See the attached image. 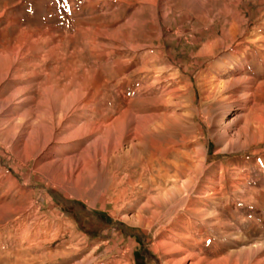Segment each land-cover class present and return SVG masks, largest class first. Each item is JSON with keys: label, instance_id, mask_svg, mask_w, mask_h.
<instances>
[{"label": "rangeland", "instance_id": "rangeland-1", "mask_svg": "<svg viewBox=\"0 0 264 264\" xmlns=\"http://www.w3.org/2000/svg\"><path fill=\"white\" fill-rule=\"evenodd\" d=\"M230 80L223 98L206 99L209 86ZM164 93L183 105L184 121L149 132L117 162L133 180L147 162L141 181L148 178L154 200L144 208V198L126 192L114 206L109 167L94 162L105 139L92 144L88 123L127 110L117 135L124 120L163 115ZM242 94L264 103V0H0V264H264V120L260 133L244 127L235 142L217 141L213 130L242 114ZM191 97L217 125L203 118L195 138L185 121ZM66 119L85 126L53 138ZM27 121L33 130L19 146L18 125ZM39 132L52 161L89 146V188L25 159ZM163 143L174 162L205 153L204 169L193 168L196 193L185 186L158 201L174 181L163 178ZM188 197L197 203L187 206Z\"/></svg>", "mask_w": 264, "mask_h": 264}, {"label": "bare ground", "instance_id": "bare-ground-1", "mask_svg": "<svg viewBox=\"0 0 264 264\" xmlns=\"http://www.w3.org/2000/svg\"><path fill=\"white\" fill-rule=\"evenodd\" d=\"M238 79H240V78H238ZM234 82L236 84L239 81L234 80ZM232 83H233V81L230 80L228 82V85H227V83L222 82L220 85L218 84V85H215L214 87L209 86V90L205 91L206 99L209 100V98L214 97V94H217L219 96V98H220V96L221 97L224 96V93H225L224 91L227 90L228 88H230V85L234 84V83L233 84ZM210 84H212V83H209V85ZM213 85H214V83H213ZM204 86H206V85H204ZM218 86H220V87H218ZM234 89H237V88H234ZM247 89H249V88H247ZM167 90H166V93H167ZM237 90H238V92H240V89H237ZM166 93L163 94V101L162 102L164 104H168V102H169L170 105L164 106L163 115L155 114L156 116H152V117H149L150 116L149 115L148 118H144L143 122L131 123L132 121L130 122V120H124V123H123L124 126L122 128V132L119 131L120 133L118 132L119 134H117V135L115 134L116 133L115 127H116V125L118 126V124L121 121H123L125 116H127V110H121L117 116H114L113 114H109V115L104 114L103 117L100 118V120L95 121L93 123H88L89 129L85 133L90 138H92V139L94 138L91 142L92 144L98 142L101 139V137H102V139H105L104 145L101 146L96 151L95 158H94L95 160L94 159L93 160L99 168H102L103 166L109 167V171L111 174V176H110L111 187L109 188L110 190L108 191V200L110 202H112L114 206H116L117 203L121 200L124 203L126 192H129L133 197L135 196L134 197L135 201H138V200H141L142 198H144L145 200L143 202V205L141 204L144 208L145 207L148 208L150 201L152 199L154 200L153 196L150 195L149 190H148L147 185H146L148 178L146 179L147 180L146 183H142L144 181H141L144 178L145 170L148 169L147 162H143L142 168H141L142 170H141L137 180H133V178L129 175L130 174L128 171L129 166H126V167L122 166V168L123 167H125V168H123L122 171H120L118 169V163L117 162L119 160H121L122 158H124V159L128 158L129 154L131 153L132 150L135 149L136 146H142L144 144V136H147L149 134V132L158 131V130H161V128L164 129L167 126V124H169V123L175 125V124L180 123L181 121H184L182 119L183 113L181 112V110H183V109L180 108V107H183V105L181 103H178V101H176L177 104L176 103L171 104V102H174V101H172V98ZM77 94L78 93H76V95ZM88 94H90V93H88ZM248 94H250V93H248ZM170 95H172V94H170ZM86 97H88V96L86 95ZM229 97H231V96H229ZM253 97L254 96H252V95L248 96V95L242 94L241 97L238 99V105L240 107L239 111L242 112V114L241 115L240 114L235 115L228 122H225L224 117H222V125L220 126V128H219V126L214 125V120L216 119L215 117H213V116L204 117L203 116V113L206 110L205 109L206 105L204 106L203 109H200L201 107L199 108L196 104H194L193 98L191 97V99L189 98L190 99V105L187 107V110H186L187 115L185 116L186 117L185 121L189 126L192 127V129H194V134H195L194 138L199 137V134H198L199 128L198 127H199L200 123L203 122V118L208 120L207 123L213 124L214 125L213 127L217 126L216 128H213L217 141H219L221 139L227 140L228 142L229 141L235 142L237 140H240L241 137H245V135L243 136L244 127L249 128L250 135H255L256 133H260V131H261L260 123L264 120V116H262L261 114L258 115L257 112L260 111V112L264 113V103H263V105H260L259 103H257L254 100ZM174 98H175V96H174ZM175 100H176V98H175ZM81 103H84V102H81ZM178 104H180L181 106L179 107ZM90 106H92V103ZM79 108H80V106H79ZM62 111H63L62 108H59L56 112H54L53 116L55 117L56 120H59L61 118V112ZM6 116H7V114H6ZM195 117L198 118V121H195ZM18 119L20 121L21 117L19 116V118L17 117L15 120H18ZM255 120L258 123L257 126H255L253 124ZM32 121H35V120H31V122ZM31 122L27 121L25 123L18 125L19 132H18L16 141H17V144L19 146L25 145L24 144V137L28 134L29 130H33V126H32ZM240 122L244 126L241 125L239 128H237V130L235 132L230 133L228 128L231 125H236V124L238 125V124H240ZM184 123H182V125L186 126V124H184ZM84 126L85 125H82V124H80V125L72 124L70 120L68 121V119H66L63 126H58V124L55 125L56 128H54V131L51 133L54 136L53 138L57 139L59 136H61V133L63 131H66V133L67 132L69 133L73 130L77 131ZM169 128H170V126H169ZM85 133H82V134L84 135ZM98 135H100V137H96ZM78 137H79V135H78ZM117 137L119 138V140L116 139ZM36 138H38L37 139L38 141L34 144H30V147H29L32 149L33 153L31 155H27L25 157V159L30 158V156L35 157L36 158V165L40 166L39 169L42 167H46V168L50 167L51 173L54 177L59 178L60 180H62L64 182L67 181L69 183H73L75 185L76 189L86 190L87 188H89V186L93 183V180H90L91 176H89V174H88V173H90L87 170L89 166H87L86 163L82 159V156L84 157V155L89 151V146H87L83 150H81V153H79L76 156H73V157L68 158V159L52 161V160H50V158H51L50 151L44 150L42 145H41L42 137L40 136V132L38 135L36 134ZM194 140L196 141L197 139H194ZM47 149H49V148H47ZM168 151H169L168 146H166V144L163 143V178L174 177L173 187L172 188L170 187V189H168L167 192L165 191V193L162 195H159V193H157V199L159 202H163V196L167 200V198H171V196H172V195H170V194H172L171 192L180 191L185 186L187 187L186 189L188 190L189 193H191V194L196 193V191H195L196 190V186H195L196 185L195 184L196 183L195 182L196 176L194 175V174H196V172L193 168H196L197 166H201L204 169L205 163H206V157L203 155L205 153H202V157L199 156L201 158L196 157L195 159H192L193 157H191L189 159H186L188 161L187 163H182V162H174L173 160L167 159V152ZM204 152H206V151L204 150ZM197 155H200V154L197 153ZM124 164H126V163H124ZM165 164L166 165L171 164L173 166L172 167L173 168L172 174L169 173ZM97 172H98V170H97ZM97 172H96V174H97ZM183 173L186 175L187 179L185 182H179V179ZM87 177L89 178L88 181L85 180ZM81 180H83L82 184L80 182ZM11 183H12V185L16 184V182L14 180ZM137 183H141V185L140 186L138 185L139 187L138 186L136 187ZM122 185H124L125 187L123 186L124 188H120V186H122ZM126 196H127V194H126ZM127 197H129V196H127ZM155 199H156V197H155ZM185 203L187 204V206H192L195 203H197V201L191 200L190 197H188L185 199ZM121 207H122V205H121ZM187 210L191 211V209H187ZM134 217H136L135 219H137V220L140 219L141 221L145 219L139 214L135 215ZM163 243L161 245H163ZM169 245H171V242ZM222 260H225V259H222ZM176 262H177L176 264H178L179 262H181V260H178ZM199 262H200V260H198L195 263H189V264H199ZM211 263H215V262L213 261ZM166 264H167V262H166ZM232 264H244V262H242L238 258Z\"/></svg>", "mask_w": 264, "mask_h": 264}]
</instances>
